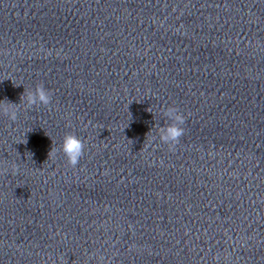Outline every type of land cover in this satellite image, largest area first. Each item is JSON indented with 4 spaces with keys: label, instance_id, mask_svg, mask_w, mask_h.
Returning <instances> with one entry per match:
<instances>
[{
    "label": "clouds",
    "instance_id": "obj_1",
    "mask_svg": "<svg viewBox=\"0 0 264 264\" xmlns=\"http://www.w3.org/2000/svg\"><path fill=\"white\" fill-rule=\"evenodd\" d=\"M22 99L27 109H31L33 106L39 107L40 105L49 106L52 101V94L43 84H38L34 90L28 91L26 95L24 94ZM18 111L17 105L10 101L6 104L0 103V113L6 115L10 121L15 122L17 120ZM164 115L170 123L167 122L158 130V137L161 143L168 144L170 149H172L184 135L185 129L183 125L186 122V117L174 106H167L164 109ZM84 148L85 144L81 138L75 134H67L63 139L60 150L67 158L68 164L75 167L84 155ZM14 168L17 171L19 170L18 165H14ZM101 260H103V257H101Z\"/></svg>",
    "mask_w": 264,
    "mask_h": 264
}]
</instances>
